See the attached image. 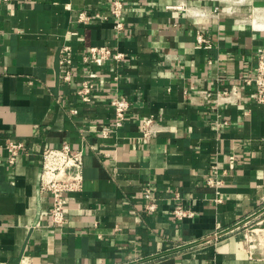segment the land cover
<instances>
[{"label":"crops","instance_id":"obj_1","mask_svg":"<svg viewBox=\"0 0 264 264\" xmlns=\"http://www.w3.org/2000/svg\"><path fill=\"white\" fill-rule=\"evenodd\" d=\"M83 9L101 15L80 22ZM111 9V0H0V264H264V103L245 82L264 47V0H125L121 31ZM197 31L211 46L197 47ZM63 44L73 46L70 83L60 75ZM103 44L125 59L82 62ZM89 67L98 88L85 102L76 87ZM233 86V100L217 99ZM115 94L131 100L118 129ZM148 114L164 129L140 143ZM9 137L30 147L15 162ZM63 140L84 151V187L56 227L38 188L40 151ZM215 160L227 170L219 192L203 179ZM149 185L154 212L145 211ZM175 192L193 217L172 215ZM258 220L250 242L244 225Z\"/></svg>","mask_w":264,"mask_h":264},{"label":"built area","instance_id":"obj_2","mask_svg":"<svg viewBox=\"0 0 264 264\" xmlns=\"http://www.w3.org/2000/svg\"><path fill=\"white\" fill-rule=\"evenodd\" d=\"M112 3V18L114 19V27L121 31L125 28L123 20L125 0H111ZM178 6L182 7L183 4ZM222 8L219 5L214 6L213 15H218ZM100 13L89 12L86 9L78 13V20L80 22H88L94 17L100 16ZM108 16H105L107 18ZM2 31L0 30V39ZM197 47L206 48L211 46L210 39L202 31H197L196 34ZM126 57L125 51L115 49L110 45H94L89 48L87 52L82 55V62L89 64L99 63H114L119 65ZM59 65L60 75L66 82L74 80V52L71 44H63L59 49ZM99 77V71L89 67L86 71V77L81 79L76 90L79 98L85 102L93 100L95 90L98 88L96 82ZM116 80L119 79L115 75ZM247 84L254 85L250 91L249 96L259 103H264V47L258 48L257 66L253 75L246 77ZM237 88L233 86L230 89H225L218 93L219 99L233 100L236 95ZM109 102L113 108L115 118V128L123 127L130 119L131 100L126 95L115 94L109 98ZM72 113H77L78 109H71ZM228 120H223L227 123ZM164 129L155 114H148L141 120V134L136 137L140 143L150 142L155 138L159 132ZM103 135H108L110 130L101 128ZM4 149L7 150V156L10 162H15L17 156L21 153L30 151L29 144L23 139L9 137L4 143ZM41 155V173L39 179V191L48 194L51 199L49 208L50 223L56 227L62 226L67 221V210L70 204L69 194L80 191L84 187V151L80 148H75L72 144L63 140L58 145H46L40 151ZM230 168L235 166V157L231 156ZM227 170L221 171L218 162L215 160L211 165V172L204 176V181L207 185L213 186L219 192L220 186L223 184V175ZM144 197L147 200L145 204V211L154 212L158 208V197L152 186H146ZM221 200L220 197L216 198ZM173 208L172 215L177 219H184L193 217L195 212L190 207H187L182 202V197L179 192H175L172 196ZM262 220H258L256 225L245 223V237L248 241H253L254 232L259 231L262 225ZM264 234V231L262 232ZM261 234V235H262Z\"/></svg>","mask_w":264,"mask_h":264},{"label":"bare ground","instance_id":"obj_3","mask_svg":"<svg viewBox=\"0 0 264 264\" xmlns=\"http://www.w3.org/2000/svg\"><path fill=\"white\" fill-rule=\"evenodd\" d=\"M263 11H264V10H263ZM263 16H264V15H263ZM259 17H260V16H259ZM263 18H264V17H263ZM258 19H259V18H258ZM256 20H257V19H256ZM261 22H262V24H263V23H264V19H263V20L261 19L260 22H259L260 25H259V23H258V24H256V26H257V27H263L264 24L262 25Z\"/></svg>","mask_w":264,"mask_h":264},{"label":"clouds","instance_id":"obj_4","mask_svg":"<svg viewBox=\"0 0 264 264\" xmlns=\"http://www.w3.org/2000/svg\"><path fill=\"white\" fill-rule=\"evenodd\" d=\"M194 15H200V13H199V12H196V11H194Z\"/></svg>","mask_w":264,"mask_h":264}]
</instances>
